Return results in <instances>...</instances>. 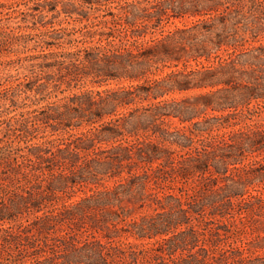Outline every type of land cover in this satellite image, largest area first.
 I'll use <instances>...</instances> for the list:
<instances>
[{"label":"trees","instance_id":"obj_1","mask_svg":"<svg viewBox=\"0 0 264 264\" xmlns=\"http://www.w3.org/2000/svg\"><path fill=\"white\" fill-rule=\"evenodd\" d=\"M256 178L264 0H0V264L244 263L207 219ZM126 195L149 247L112 234Z\"/></svg>","mask_w":264,"mask_h":264},{"label":"rangeland","instance_id":"obj_2","mask_svg":"<svg viewBox=\"0 0 264 264\" xmlns=\"http://www.w3.org/2000/svg\"><path fill=\"white\" fill-rule=\"evenodd\" d=\"M181 20L173 19L165 23L164 28H171L174 24H181ZM66 24V23H65ZM69 23L68 25H71ZM65 47H69L66 43H64ZM192 65H195V62L191 61ZM189 65V64H188ZM188 68V67H187ZM169 67H165L163 72L169 70ZM160 72V71H159ZM97 85L92 82L84 83V87H96ZM65 92H68L66 90ZM60 94V93H59ZM171 95L180 96V93H172ZM177 118L172 120L171 126L178 124ZM194 153V152H193ZM262 155H256L254 161L261 160ZM257 163V162H256ZM255 163V164H256ZM214 175L211 174H204L201 176L200 174L196 176L197 178L201 177V181L211 184L209 187L205 186L203 189L200 188L199 192L201 195L206 196V194L211 193V186L217 188L223 187V181L219 182L218 185L212 184L214 183L213 179ZM222 180L219 178L218 181ZM108 184H112L113 179L107 178L105 180ZM226 182H230L229 179L226 178ZM179 182H175L178 184ZM254 184V185H253ZM253 184L248 185V190L251 192V195L257 193L258 190L264 192V182L258 181V178L253 179ZM185 185L190 189L191 187L195 186V180L189 178ZM223 185V186H222ZM79 188L84 189L88 192V188L85 187H76L75 195L73 198H78L79 195L84 194L83 191ZM90 191V190H89ZM248 192H246L247 194ZM248 199V198H247ZM242 202L239 206H243V211L239 212L237 210L238 206L235 205L236 209H227L226 213L223 215H216L214 217H210L207 219L209 221L208 225L218 227V228H226L228 231L226 233L223 229H220L223 235H220L218 238L224 240L226 242L225 246L228 248H238L245 255V262L241 264H264V202H261L258 198L250 197V200ZM259 203L262 204L260 209H253L255 205L259 206ZM119 210L122 209V219L115 220L116 226L118 231H113L112 234H117L115 236V240L120 241H133L136 242L140 246L149 247L151 245L150 241L147 238H136L135 236L131 235L130 231L133 220H137L142 216L144 213H150L152 208L149 207H139L138 199H133L129 196H122L119 201ZM209 205V202L207 203ZM221 205H217L218 210H223L220 207ZM223 206V205H222ZM220 207V208H219ZM228 207V206H227ZM121 208V209H120ZM230 211L229 213H227ZM83 221L88 226L90 224H94V216L92 212H87L85 215L82 216ZM98 220V219H97ZM111 228H114L112 225L109 224ZM89 227V226H88ZM107 229V228H106ZM100 231H95V234H99ZM91 236V234L89 233ZM193 250H201V247L195 246ZM237 251V252H239ZM184 253H188V249L184 250ZM240 253V252H239ZM209 264H224L221 259L217 258L215 260H211Z\"/></svg>","mask_w":264,"mask_h":264}]
</instances>
